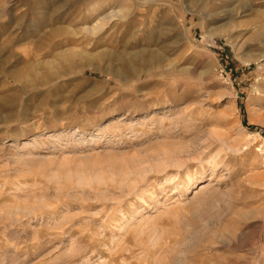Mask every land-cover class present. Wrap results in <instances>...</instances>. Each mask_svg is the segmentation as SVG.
<instances>
[{"label":"rangeland","instance_id":"rangeland-1","mask_svg":"<svg viewBox=\"0 0 264 264\" xmlns=\"http://www.w3.org/2000/svg\"><path fill=\"white\" fill-rule=\"evenodd\" d=\"M263 30L264 0H0V264H264Z\"/></svg>","mask_w":264,"mask_h":264},{"label":"bare ground","instance_id":"bare-ground-1","mask_svg":"<svg viewBox=\"0 0 264 264\" xmlns=\"http://www.w3.org/2000/svg\"><path fill=\"white\" fill-rule=\"evenodd\" d=\"M78 1H83V0H78ZM41 2V1H40ZM241 4V3H240ZM244 6V5H243ZM233 14V13H232ZM108 15V14H107ZM112 14H110L111 16ZM109 18V17H108ZM256 19V18H255ZM262 33H264V30L262 31ZM254 36V34H253ZM1 49V48H0ZM39 50V49H38ZM25 55V54H24ZM26 56V55H25ZM67 58V57H66ZM64 56H62L61 58V62L60 63H67V58L66 59ZM62 63V64H63ZM65 63V64H66ZM59 65V63H58ZM63 65H60V67L58 68L57 66L54 65V63L51 60H45L44 62L40 63V67L44 70V77H39L38 79H36V81H30L29 80V76H37V74H39L40 72H38V70H35L33 67V64H27V68L25 67V69L27 71H25V69L20 70V69H16V70H9V72L7 73V75L11 78V80L16 81L19 86L23 89V88H27L31 85H37V84H44L47 82H50L52 79L58 77L61 74H66L71 72V66L70 65H66L65 67L62 68ZM38 68V67H37ZM6 73V72H5ZM28 76V77H27ZM42 78V79H41ZM1 80V79H0ZM2 81V80H1ZM35 87V86H34ZM18 93V92H17ZM1 99V98H0ZM2 103V101H1ZM4 103V102H3ZM2 103V104H3ZM7 103V102H6ZM252 120V119H251ZM219 139V138H218Z\"/></svg>","mask_w":264,"mask_h":264}]
</instances>
